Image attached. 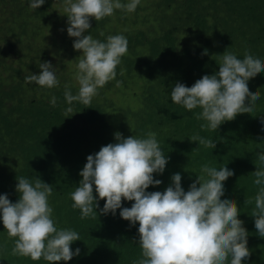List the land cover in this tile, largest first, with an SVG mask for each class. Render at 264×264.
Segmentation results:
<instances>
[{
    "label": "clouds",
    "instance_id": "1",
    "mask_svg": "<svg viewBox=\"0 0 264 264\" xmlns=\"http://www.w3.org/2000/svg\"><path fill=\"white\" fill-rule=\"evenodd\" d=\"M10 1L14 0H8V3H1L0 0V46L3 51L10 53L6 61L14 59L12 46L17 36L14 33L19 32L22 14L26 10L25 5ZM61 1L58 22L64 24L58 25L63 29L68 27L69 38H75L74 43L69 39L68 48L82 53L76 59L73 76L79 85L77 94L73 95L69 80L62 79L67 82L64 85V98L70 105L65 110L66 116L73 112L71 105L74 102L90 105L95 96L97 99L98 90L108 82L117 80V87L123 85L117 78L120 72L117 67L121 65L122 57L131 56L133 60L137 58L133 46L139 32H144L151 41L165 34L171 37L175 46L174 56L169 59L171 66L168 67L169 77L175 83L171 89V100L190 112L198 109L195 119L205 121L201 124V130L216 131L225 122L234 119L239 121L243 115L244 120L251 122L257 102L264 109V98H260L259 91L251 92L252 85L249 83L257 75L264 74V61L259 52L254 56L246 47L248 42L260 44L264 41L259 32L255 33L254 40L248 38L241 41L234 31L237 42L242 45V52L238 57L228 51L220 55L219 70L210 69L205 59L196 65H191L188 60L190 53H196L197 47L202 45L201 39L207 37L210 19L218 18L223 28H232L231 17L222 14L235 5L245 8L252 15L263 17L264 5L259 8L255 6L264 3V0H252L251 7L244 0H202L205 3H217L214 9L220 14L217 16L210 15L213 11H208L205 3L199 5V0H128L127 3L122 2L125 0ZM45 2L30 0L29 6L31 9H39ZM174 3H188V7L190 4L191 11L183 22L174 19ZM116 10L129 12L120 22L122 30L117 28L119 21L114 16ZM63 12L66 13L64 16H67L68 23ZM91 19L105 20L103 31L106 32H101L99 36L90 34ZM110 24L116 25L111 28L115 32L113 35H109L111 29H107ZM126 33L134 43L128 42L124 36ZM105 35H109L106 42L100 41ZM53 38V48H57L54 34ZM49 49L46 59L51 58ZM38 62L39 67L36 68L30 63L25 65L24 83L28 86L34 82L48 89L58 87L61 77L57 74L59 70L53 68L50 62H43V58H39ZM123 74L122 69L120 75ZM256 80L264 87V79L256 77ZM26 85L23 94L28 90ZM138 95L132 94L133 97ZM131 101L137 105L136 99ZM51 103L55 106V96ZM25 106L14 112L12 117H22L29 108ZM257 118L264 131V116ZM112 122L118 131L115 134L117 142L102 146L98 153L87 157V163L80 172L82 180L71 193L74 202L72 207L81 211V219L97 216L95 209L99 208V203L94 196L95 186L99 199L106 201L101 210L102 215H115L120 210L122 219L133 226L139 224L142 258L133 264H242V261L250 258L248 232L243 226L244 222L238 218L240 210L237 202L221 199L225 194L224 182L235 174L234 171H230L227 166L217 169L204 164L200 169L201 174L187 192L182 188L180 173L171 177L172 184L163 192H148L150 186L161 185L162 181L154 179V174L162 175L169 162L157 140V133L148 131L144 137L133 135L124 138L123 131L117 130L115 121ZM251 123L254 124V121ZM243 126L247 129L246 124ZM190 140L205 148H216V142L198 133ZM242 157L243 154L238 155L233 161L240 162ZM255 164L257 170L251 175L255 177L253 182L258 192L254 197L255 207L251 216L255 217L259 236L264 238V152L256 154ZM15 168H22V164H15ZM2 181L3 187L14 191L10 180ZM17 181L16 191L19 195L14 192L11 201L18 202L12 203L7 195H0V218L8 237L14 241L11 255L28 257L33 261L43 259L49 264L71 261L74 256H79V248L75 252L71 249L74 242L81 240L78 232L58 228L53 218L50 205L53 186L38 177L30 181L17 176ZM124 200L134 201L131 208L122 206ZM252 202L247 198L246 206Z\"/></svg>",
    "mask_w": 264,
    "mask_h": 264
},
{
    "label": "trees",
    "instance_id": "2",
    "mask_svg": "<svg viewBox=\"0 0 264 264\" xmlns=\"http://www.w3.org/2000/svg\"><path fill=\"white\" fill-rule=\"evenodd\" d=\"M54 1L56 0H46L39 9H31L30 0L20 3L25 5L26 10L22 14L19 32L14 33L17 35L16 43L12 46L14 59L6 61L10 53L3 51L0 46V195H7L11 201L12 194L17 193V176L30 181L38 177L53 186L50 205L57 227L75 230L81 237V240L71 245L73 252L77 248L80 249V255L59 264H133L142 258L138 223L133 226L129 221L122 219L120 210H117L115 215H102L101 210L106 201L99 199L95 186L94 196L99 203V208L95 209L96 218L81 219V211L72 207L74 202L71 193L82 180L80 172L87 163V157L98 153L102 146L117 142L115 134L118 131L113 126V118L108 116L97 99L87 106L74 102L71 105L73 112L66 116L65 110L70 106L64 98V85L67 82L62 81L60 72H57L58 76H61L60 85L52 91L46 89L48 93L45 88L34 82L28 86L24 83L25 65L30 63L35 68L39 67L38 59L48 56L49 46L41 47V38L51 29L61 28V25H58L59 17L54 13ZM199 1L202 3V0ZM244 1L251 7L252 0ZM263 5L264 3H257L255 7ZM210 15L220 14L214 10ZM222 15L231 17L232 28L238 33L239 40H254L256 32L264 37V16L252 15L245 8L235 5ZM90 24L89 33L97 36L101 35L106 26L105 20L91 19ZM97 29L98 31H95ZM113 34L115 32L111 29L109 35ZM144 34L138 33V40L133 46V53L137 58H121V65L117 68L120 72L123 69L124 74L120 75L119 72L117 78L123 85L129 82L133 84L136 79L142 82L138 97L145 114L143 117L137 116L142 122L137 121L135 135L144 137L149 130L156 132L157 140L169 160L162 175L154 174V179L162 181L161 185L150 186L147 191L163 192L172 184L171 177L180 173L182 188L187 192L192 183L184 170L189 168L188 171L198 176L204 164H214L217 169L227 166L235 174L224 182L225 194L221 199L235 200L240 210L238 218L249 223L244 227L248 232L251 256L242 261V264H264V238L259 236L255 217L251 216L255 207L254 197L258 192V187L253 182L255 177L251 174L257 170L256 154L264 152V131L257 116L264 115L253 113L254 118L250 120L254 121V124L244 120L243 115L240 122L234 119L225 122L216 131L200 133L201 122L195 118L192 120L198 109L190 112L171 100V89L175 86L174 80L169 77V59L175 53L171 37L165 34L151 41ZM109 35H105L101 41L106 42ZM252 54L257 56L258 53ZM52 66L58 68L56 65ZM25 85L30 93L26 92L24 95ZM68 85L71 86L73 95L77 94V88L72 84ZM30 96L32 98H28ZM53 96L56 97L55 106L51 103ZM25 105L29 108L23 116L13 118L12 114L20 108H25ZM145 122H155L154 129ZM244 129L248 133L245 131V134ZM117 130L123 131L124 138L129 137L124 124ZM191 132L212 139L216 142V148L208 152L207 148L192 142ZM196 149L198 150L194 151ZM241 154L244 157L240 162H234L233 159ZM200 161L203 163L200 164ZM15 164L23 165L22 168L16 169ZM3 179L11 181L14 191L3 187ZM247 198L253 202L246 206ZM11 202L16 203L18 200ZM133 203L134 201L124 200L122 206L131 208ZM13 244L14 241L8 237L0 218V264H49L43 259L33 261L28 257L11 255Z\"/></svg>",
    "mask_w": 264,
    "mask_h": 264
},
{
    "label": "rangeland",
    "instance_id": "3",
    "mask_svg": "<svg viewBox=\"0 0 264 264\" xmlns=\"http://www.w3.org/2000/svg\"><path fill=\"white\" fill-rule=\"evenodd\" d=\"M8 0H1V3H8ZM123 3H127L128 0L122 1ZM9 3H27V0H14L10 1ZM53 6L54 13L56 15H59L61 13V6L59 3H62L61 0H58L55 2ZM190 3V1H188ZM188 3H174L176 5V13L174 16V19L177 22H183L184 19L188 16V12L191 11L190 4L188 7ZM202 3H198L203 4ZM168 4V3H166ZM208 7V11H214L215 6L217 3H205ZM13 12L20 13L19 10H14ZM129 12L116 10L114 13V16L117 18V21H119L117 28L122 30L123 28L120 26V22L122 20V17H124ZM66 13L63 12V17L65 18L66 22L68 23V18ZM60 24H64V22L60 21ZM210 30L207 33V37L201 39L202 45L197 47L196 53H190L189 62L191 65L198 64L202 59H205L208 63V67L212 70H219V63L221 61V56L226 51L236 54L237 57L240 52H242L241 44L240 42H237V36L234 33V30L232 28H223L222 24L220 23L218 18H212L210 19ZM116 27L115 24L108 25L107 29H111ZM68 27H64V29L61 27L59 29H53L52 33H46L40 41L41 47L45 48L48 46H51L52 48L49 49L50 53V59L43 58V62H50L53 65H56L58 68V72L62 74L61 79H68L69 82L74 85L75 88H79L78 83L73 79L74 73L76 71V59L80 55H82L81 52H77L75 49L71 51L69 47V39L71 42L74 43V39L68 35L67 32ZM106 31H102V33H105ZM194 34V32H191ZM53 34L57 38L56 47L53 48L55 41L53 38ZM129 43H134V41L130 42V36L128 33L124 35ZM97 39V38H95ZM100 40V39H98ZM101 41V40H100ZM246 47L251 52H259L261 54V58L264 61V41L260 44L257 43H251L248 42L246 44ZM60 48H62L60 50ZM34 51H32L33 53ZM207 52V54H205ZM182 63H175V65H181ZM41 71V69L39 70ZM257 78L264 79V74L257 75ZM256 77L252 78L249 83L252 85L251 92H260V98H264V87L260 86V83L257 82ZM60 81V80H59ZM117 80H113L108 82L103 88L98 90L97 100L102 104L103 110H105L108 114V116L112 117L113 120L116 123L117 127H120L121 125H125L126 129L128 131L129 136L135 135V127L137 124V121L142 122V119L137 118V116L143 117L145 114V110L142 109L143 104L140 101L139 97H133L132 94H140V89L142 88V82L136 79V81L132 84V82L128 83V86L120 85L119 87L116 86ZM56 88V87H55ZM55 88H45L48 91H52ZM30 93V91H28ZM47 92V91H46ZM48 93V92H47ZM96 99V96L93 98ZM136 99L137 105L134 104L131 100ZM255 114L260 113L264 115L263 106L261 104L255 105V110L253 111ZM239 116V115H238ZM237 116V117H238ZM195 118V115L192 116V120ZM126 119V123H124V120ZM157 120H155L156 122ZM200 128L201 124L204 122L202 120H199ZM155 122L148 123L145 122V124L149 125L151 128L154 129ZM150 131V130H149ZM211 130H201L200 133H210ZM188 133V131H187ZM189 134V133H188ZM192 135L194 133L191 132ZM199 134V133H198ZM137 136V135H136ZM8 144H6L7 146ZM207 151H212V148H207ZM210 156V155H209ZM203 163L200 161V164ZM23 165V164H22ZM214 166V164H213ZM215 167V166H214ZM184 170L188 177L191 179V183H194L197 180V176L193 175L190 171ZM201 174V173H200ZM199 174V175H200ZM249 225L248 222H244L243 226Z\"/></svg>",
    "mask_w": 264,
    "mask_h": 264
}]
</instances>
